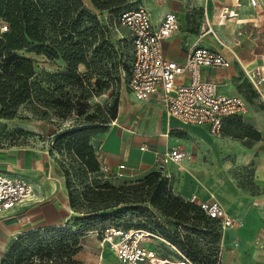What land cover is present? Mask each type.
Wrapping results in <instances>:
<instances>
[{"label":"trees","instance_id":"obj_1","mask_svg":"<svg viewBox=\"0 0 264 264\" xmlns=\"http://www.w3.org/2000/svg\"><path fill=\"white\" fill-rule=\"evenodd\" d=\"M92 3L101 10L113 6L111 0H92ZM123 9L114 17L116 26H121L118 17ZM111 24L112 21H103L83 0H0V117L15 118L23 106H29L32 114L40 119L51 118L52 111L58 116H65L73 111L75 105H89L82 100L91 95L86 85H92L93 77H96L98 95L118 86L122 72L127 71L129 77L133 61L130 35L128 41H115ZM3 25L7 27L5 30ZM129 47H132L131 51L126 52ZM37 56L60 59L66 69L56 73L40 72ZM81 65L86 69L84 72L79 71ZM66 87L70 89L65 91ZM78 92L80 96L76 95ZM119 100L118 97L112 108L97 104L95 108L101 116L88 114L82 117L83 110L78 109L76 124L68 127L59 125L53 132L59 150L75 156L78 162L73 166L72 178L69 172L66 173V184L71 208L86 215L71 218L61 226L23 234L11 244L1 264L11 261L21 263L35 255L42 259H55L58 264H70L72 256L81 246L80 237L94 230L91 227L95 223L92 222L98 217L105 218V222L95 230H102L108 225L148 229L165 236L199 264H215L198 259L201 249L190 235L180 231L178 224L173 230L169 229L150 207L143 205L150 202L164 214L184 221L202 213L219 228L218 221L207 217L195 202L184 203L178 199L174 202L167 177L155 171L136 182L118 185L113 178L101 176V158L92 139L108 131L109 123L117 118ZM242 117H228L223 131L230 119L233 120L228 131L230 135L238 139L248 137L259 140L261 133L245 124ZM74 180L82 185V191L76 189L80 196L73 192ZM192 210H196V216H189ZM130 211L144 216L149 224L144 227L123 225V218ZM24 243L26 248H23Z\"/></svg>","mask_w":264,"mask_h":264},{"label":"crops","instance_id":"obj_2","mask_svg":"<svg viewBox=\"0 0 264 264\" xmlns=\"http://www.w3.org/2000/svg\"><path fill=\"white\" fill-rule=\"evenodd\" d=\"M211 1L214 3V0ZM215 1L220 5L215 9L217 15L213 17L227 23L225 26L216 27L213 20L216 35L212 33L202 35L201 43L197 46L219 50L231 61V65L202 66L201 77L216 82L219 91L223 93L243 96L249 105V112L243 117L251 116L257 130L264 134V83L258 90L248 77V73L257 68L264 71V6H253L249 0H246L245 4L240 3L239 0L229 4H225V0ZM225 7L233 10L235 15L229 18L222 17L220 14ZM161 17L158 20L153 19L154 22H159ZM251 20L253 23H249ZM233 22H237L236 32L231 28ZM170 37L164 41L165 55L170 59L184 60L187 52L182 55L175 49L168 51L166 48ZM239 73L242 74L243 80L259 92L253 102L234 88V80ZM188 81V75L179 77V82ZM120 95L122 99L119 100L117 118L109 130L96 135L94 141L98 144L100 152L104 153L101 160L111 166L114 172H118L119 164L126 165L122 170L123 177L140 174L153 168L155 164L158 167L164 166L162 163L165 162L158 157H162L167 150L177 148L173 132L179 126L195 125L200 131L213 135L207 125L192 124L177 117H167L159 95L148 100H138L131 92L137 102H133L127 92H122ZM257 142L252 143L251 147L264 149V139ZM253 158L254 180L264 185V152ZM169 163L179 162L169 161L165 164ZM0 174L23 178L34 189L33 196L15 207L11 216L0 219L1 264L11 244L23 234L64 225L78 215H74L77 212L70 206L66 181L60 167L48 150L32 147L0 148ZM177 184L185 196L191 198L196 195L198 200H217L236 222L241 218L242 224L235 225L237 228L228 229L226 233L232 231L243 242H253L252 256L256 258L261 255L264 250V229L256 228L254 223L264 221L262 201L264 194L257 196L249 206V195L241 190L232 178L217 168L187 173ZM257 203L260 204L259 207L255 206Z\"/></svg>","mask_w":264,"mask_h":264},{"label":"rangeland","instance_id":"obj_3","mask_svg":"<svg viewBox=\"0 0 264 264\" xmlns=\"http://www.w3.org/2000/svg\"><path fill=\"white\" fill-rule=\"evenodd\" d=\"M83 1L85 5L103 21L108 20L109 23H111V21L113 22L111 28L113 29V38L117 42L119 40L128 41L130 35L126 27L116 26L114 24V17L119 10L143 4L150 10L154 20H158L166 11H176L179 18V26L167 41L166 48L168 51L175 49L182 55L188 52L191 47L201 43V36L204 33L203 27L206 24V16H209L211 21L215 20L216 27L225 26V23H227V21L213 17L215 14L217 15L215 9L220 5L219 2L215 0L214 3L211 0H111L113 6L107 10L97 8L92 3V0ZM232 1L236 2V0H225L224 3L229 4V2L231 3ZM239 1L243 4L247 2L246 0ZM233 23L234 25L231 28L236 32L237 22ZM249 23H253L252 20L251 22L249 21ZM217 29L219 28H216V30ZM129 48H126L125 51H131L132 47ZM37 65L38 71L40 72L47 71L56 73L65 71L66 69V65L62 60H50L44 56H37ZM129 65L130 60H128V66ZM85 70L84 65H81L79 71L84 72ZM127 74V71L122 72L118 86L106 89L100 95L97 94L98 87L95 84L96 77H93L91 80L92 85H86V89L91 90V95L88 99L82 100L89 105L87 107L75 105L73 111L65 116H58L55 114L56 112L52 111L53 114L51 118L40 119L32 114L29 106H23L20 109V113L15 118L6 119L0 117V148L32 147L46 149L55 157L62 175L65 181H67L66 173L69 172V176L72 178V173H74L73 166L78 162L75 160V156H71L67 151L61 152L59 150V145L55 142V133L53 132L59 125L68 127L72 124H76V118L79 117L78 109L83 110L82 115H80L82 117H86L88 114L101 116L100 111H97L95 108L96 105L100 104L103 108H112L116 104L115 101L118 97L120 100L122 99V95H120L122 92H127L132 101L137 102L133 99L128 88ZM235 80L234 88L253 102L259 94L258 90H255L251 84L243 80V76L240 73L239 76H236ZM69 89L70 87H66L65 91ZM80 94L81 93L78 92L76 95L80 96ZM232 121L233 120L229 119L226 122L225 130L220 135L216 136L206 131H200L195 125L184 124V126H179L173 132L175 134V147L183 153V158L179 163H169L168 165L162 163L164 166L160 167L155 164L153 168L135 176H120L115 179L113 178V182L118 185L127 182H136L149 173L158 171L161 173L162 177L168 178L171 187V199L174 202L178 199V201H183L185 203L190 201V198L181 192L177 182L180 183L187 173L202 169L217 168L232 178L237 186L249 195V206H251L257 196H262V194H264V185H260L254 180L255 160L253 158L263 153L264 149L256 146L251 147V144L263 140L264 134L261 133V138L259 140L248 137L243 139L233 137L228 133L229 129L232 128L230 126V122ZM242 121L257 129L251 116L242 117ZM112 124L113 120L109 123V128ZM92 143L99 157L102 158V154L104 153L100 152L94 138L92 139ZM256 144H258V142ZM244 159H247V161ZM72 185H74L72 186L74 194L80 196L78 192L83 189L80 182L74 180ZM67 189L69 192L68 186ZM262 201L264 204V198ZM143 205H145V207H150L153 214L169 229L173 230L178 224L177 226L181 232L190 235L201 249V253H198L199 260L213 261L215 264H264V250L259 257L254 258L251 254L253 242H243L239 236L232 231L225 234L220 232L217 224L209 221L202 213L196 218L184 221L178 220L174 216L164 214L162 210L152 206L150 202H146ZM255 206L259 207L260 204L257 203ZM75 212L77 213H74V215H86L78 211ZM196 215V210H192L189 213V216L192 217ZM239 219L240 220L236 222L237 226L242 224L241 218ZM104 222L105 218L103 217H98L93 220L92 223L95 224L91 228L94 230H90L80 237L81 246L72 256L70 264H122L108 247L101 244V237L100 234H98L100 230L95 229L100 228ZM86 223H88V221ZM193 223H195V225H193ZM122 224L128 227H144L143 225H147L149 222L146 221L144 216L139 214L134 215L133 212L130 211L124 216ZM254 226L264 229V221H257L254 223ZM165 239L167 241L161 239L153 240V242L147 246L149 248H156L158 255L179 257L180 252L187 255L166 237ZM23 246V248H26L25 243ZM6 264H58V262L55 259H42L39 255H35L21 263L11 261Z\"/></svg>","mask_w":264,"mask_h":264},{"label":"built area","instance_id":"obj_4","mask_svg":"<svg viewBox=\"0 0 264 264\" xmlns=\"http://www.w3.org/2000/svg\"><path fill=\"white\" fill-rule=\"evenodd\" d=\"M253 6H264V0H249ZM222 17L235 15L228 7L221 12ZM119 24L128 29L133 44L128 88L138 100H148L159 95L167 117L199 125H207L213 135H220L225 121L231 116H245L249 112L247 100L238 94H226L218 89L214 81L201 77V67H228L231 61L219 50L207 46L189 49L184 60L170 59L165 55L164 41L173 35L179 26L175 11L164 13L159 22H154L150 10L143 4L123 9L119 13ZM6 25L2 26L5 30ZM204 34L216 35L212 21L206 16ZM189 76L188 82H179V77ZM253 86L260 90L264 83L261 68L248 73ZM143 149V147H142ZM183 153L178 148L165 151L158 159L167 163L179 162ZM124 163L118 172L101 160L100 173L105 178L123 176ZM32 185L23 178L0 174V219L11 216L15 207L33 196ZM207 217L218 221L220 231L226 233L235 227L236 221L217 200L190 198ZM103 246L108 247L122 264H199L180 252L179 257L158 255L156 248H149L153 240L164 237L144 228H123L108 225L98 231Z\"/></svg>","mask_w":264,"mask_h":264}]
</instances>
